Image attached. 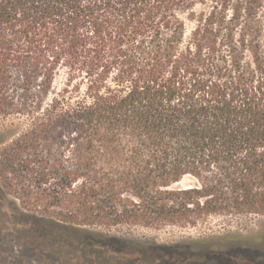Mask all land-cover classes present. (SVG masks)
<instances>
[{"label": "trees", "instance_id": "trees-1", "mask_svg": "<svg viewBox=\"0 0 264 264\" xmlns=\"http://www.w3.org/2000/svg\"><path fill=\"white\" fill-rule=\"evenodd\" d=\"M15 115L0 236L31 257L260 264L239 237L130 251L111 232L264 216V0H0Z\"/></svg>", "mask_w": 264, "mask_h": 264}, {"label": "rangeland", "instance_id": "rangeland-1", "mask_svg": "<svg viewBox=\"0 0 264 264\" xmlns=\"http://www.w3.org/2000/svg\"><path fill=\"white\" fill-rule=\"evenodd\" d=\"M201 7H198L200 10ZM63 77L56 81L57 88L63 84ZM26 119L17 115L0 116V146L10 143L24 128ZM111 234L124 238L132 243L127 250L133 251L142 246H178L187 242L199 243L209 237H239L244 246H252L257 262L264 264V216H245L229 218L213 216L194 227L165 226L161 228L136 227L112 231ZM224 241H227L224 240ZM195 243V244H197ZM231 241L228 240L227 244ZM200 248L202 245L197 244ZM123 260L127 264H139L136 257H113L114 261ZM171 262L170 264H177ZM0 264H46L27 254L22 246L11 238L0 236Z\"/></svg>", "mask_w": 264, "mask_h": 264}, {"label": "water", "instance_id": "water-1", "mask_svg": "<svg viewBox=\"0 0 264 264\" xmlns=\"http://www.w3.org/2000/svg\"><path fill=\"white\" fill-rule=\"evenodd\" d=\"M179 184H181V183H179Z\"/></svg>", "mask_w": 264, "mask_h": 264}]
</instances>
